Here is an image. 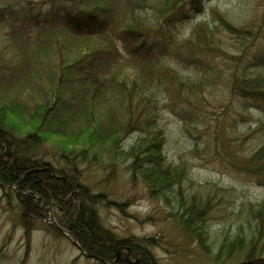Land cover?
<instances>
[{
    "label": "trees",
    "instance_id": "obj_1",
    "mask_svg": "<svg viewBox=\"0 0 264 264\" xmlns=\"http://www.w3.org/2000/svg\"><path fill=\"white\" fill-rule=\"evenodd\" d=\"M43 1L41 6L38 0H27L19 9L9 3H0V27L18 11L23 20L11 19L14 23L24 26L25 21L29 24L41 21V27L53 23L58 28L56 37L51 36L53 40L48 37L54 46L52 56L46 58L51 54L48 48L47 55L42 57L45 74L44 79L40 76L39 80L45 82L37 87L40 100L31 104L23 96L26 90L13 96L0 90V184L4 196L9 201L16 199L21 208L19 220L28 240L22 264L29 257V239L36 229L37 219L47 215L53 224H44L45 230L56 231L62 236L66 235L65 230L68 238L77 240L83 250L100 257L102 262L115 259L120 251L118 264H160L149 248V244H156L155 237H121L103 224L99 205L109 200L108 193H95L81 177L80 165L88 161L89 152L92 151L91 163L101 160L104 150L116 160L122 153L121 139L137 131L143 132L142 136L125 151L126 157L132 160L131 168L137 170L153 192L168 202L174 196L182 208L183 229L209 250L203 222L213 210L211 198L207 195L203 198L201 189L192 190L190 186L192 191L185 190L188 177L184 163L168 161L162 152L163 130L150 126L158 122L152 114L161 91H169L183 100L189 107L186 112H191L197 105L183 90L186 88L192 96L200 97L196 87L206 84L210 76H200L191 84L190 80L182 81L177 72L168 69L169 74L166 69L157 67L153 83L146 85L145 81L138 88L139 82L134 75L131 78L133 86L129 89V85L120 84L119 80L127 83L130 75L119 77V66H115L120 47L111 38L105 42L113 34L116 40L123 38L134 44L129 52L132 57L163 55L164 41L170 36L173 38V28L206 14L204 0ZM213 11V18L223 21L238 39H252L260 34L233 24L218 9ZM194 26L190 38L184 40L181 47L190 54L211 55L215 28L206 20ZM156 32L166 37L158 38ZM93 36L97 38L89 39ZM97 39L99 41L93 43L92 40ZM21 40L27 39L23 36ZM23 48L20 43L15 45L9 40L0 48V78L13 67L20 66ZM220 54L228 56L224 50ZM232 58L242 69L233 76L237 96L264 104V53L250 60L243 56ZM206 61L201 62L203 70L208 67ZM139 71L143 80L144 70ZM112 84L116 85L108 95ZM118 89L120 93L115 103L110 96H115ZM30 94L33 99L37 97L36 92ZM69 106L76 116L70 114ZM189 122L194 123L193 120ZM72 126L75 130L69 131ZM196 127L199 125L195 124V130ZM47 144L55 148L57 163L48 161L41 152ZM238 167L244 172L264 174V145ZM250 212L253 218H259L255 228L246 234L239 227L232 238L227 235L214 264H264V202Z\"/></svg>",
    "mask_w": 264,
    "mask_h": 264
},
{
    "label": "rangeland",
    "instance_id": "obj_2",
    "mask_svg": "<svg viewBox=\"0 0 264 264\" xmlns=\"http://www.w3.org/2000/svg\"><path fill=\"white\" fill-rule=\"evenodd\" d=\"M26 1L0 0V3H9L19 9ZM43 3V0H38L37 4L42 6ZM204 7L207 9L204 16L193 18L179 24L177 29H172L173 38L170 36L164 41L163 55L152 53L132 57L129 52L134 44L130 41L123 38L116 40L113 34L109 35L108 40H101L108 43L111 38L120 47L121 52L115 66H119V77L130 75L127 83L119 80L120 84L129 85V89L133 86L131 78L134 75L139 82L138 88L145 81L146 85L153 83L157 67L166 69L169 74L168 69L177 72L182 81L190 80L191 84L197 82L200 76H210L206 84L196 87L200 97L192 96L191 91L186 88L183 90L197 105L192 107L191 112H186L189 107L183 100L169 91H161L152 114L158 122L150 126H159L163 130L165 142L162 144V152L168 161L174 164L184 163V171L189 179L184 183L185 190L201 189L204 191L203 198L206 195L211 198L213 210L203 222L209 250L183 229L180 220L182 208L174 196L168 202L157 192H153L137 170L131 168L132 160L126 157L125 151L143 132L127 134L121 139L122 153L118 159L114 160L104 150L101 160L91 163V151L88 161L80 165L82 181L91 186L95 193H108L109 200H104L99 205L103 224L121 237H155L156 244H149V248L160 264H214L227 235L232 238L239 227L242 232L251 233L259 218H253L255 211L252 214L250 211L264 202V174L244 172L238 167L245 158L264 145V104L237 96L233 76L242 69L232 58L243 56L245 60H250L264 53V0H204ZM213 9L224 12L225 17L240 28L260 34L247 40L236 38L222 24L223 21L213 18ZM19 18L23 20L17 11L6 25L0 27V38H4L0 39V48H4L8 40L15 45L20 43L24 46V52L19 58L20 66L13 67L8 74L1 76L0 90L9 96L26 90L23 96L33 104L35 100H40L37 87L45 82L39 80L40 76L44 79L45 74L42 66L44 54L47 55L48 48L51 49V54L46 57L49 59L54 52L49 38L55 36L58 28L53 23H46L41 27V21L30 24L25 21L24 26L11 21L13 19L18 22ZM203 20L215 28L211 43L214 53L190 54L181 47L182 42L190 38L194 24ZM23 36L27 40H21ZM155 36L166 37L162 32H156ZM95 38L97 36L89 39ZM92 41L94 43L99 39ZM221 50L226 51L228 56L221 55ZM203 61L208 65L205 70L201 69ZM139 69L144 70L143 80ZM117 82L118 80L116 84ZM46 85L48 84L45 83V87ZM115 85L112 84L108 95L113 93ZM31 92H36L37 97L33 99ZM115 93V96L110 97L116 103L119 89ZM70 114L76 116L73 108L70 109ZM191 120L199 125L196 130L195 124L189 122ZM72 128L73 126L68 130H75ZM41 152L45 153L48 161L57 163L54 160L53 146L44 145ZM3 191L0 184V264H22L28 240L19 220L21 208L16 199L9 201ZM51 220L49 215L37 219L36 229L29 239V257L23 264H101L81 252L67 235L45 230L44 224H53Z\"/></svg>",
    "mask_w": 264,
    "mask_h": 264
},
{
    "label": "water",
    "instance_id": "obj_3",
    "mask_svg": "<svg viewBox=\"0 0 264 264\" xmlns=\"http://www.w3.org/2000/svg\"><path fill=\"white\" fill-rule=\"evenodd\" d=\"M115 263V262H114Z\"/></svg>",
    "mask_w": 264,
    "mask_h": 264
}]
</instances>
